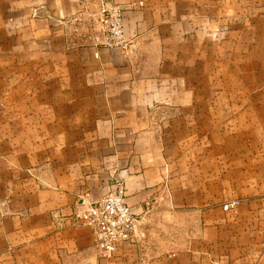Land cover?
I'll use <instances>...</instances> for the list:
<instances>
[{
    "label": "crops",
    "instance_id": "crops-1",
    "mask_svg": "<svg viewBox=\"0 0 264 264\" xmlns=\"http://www.w3.org/2000/svg\"><path fill=\"white\" fill-rule=\"evenodd\" d=\"M103 1L127 50L98 0H0V264H264V0ZM119 182L103 256L70 214Z\"/></svg>",
    "mask_w": 264,
    "mask_h": 264
},
{
    "label": "built area",
    "instance_id": "built-area-1",
    "mask_svg": "<svg viewBox=\"0 0 264 264\" xmlns=\"http://www.w3.org/2000/svg\"><path fill=\"white\" fill-rule=\"evenodd\" d=\"M98 1V33L91 36V41L103 48L127 50L130 43L125 35V6ZM129 5L142 6L143 3L136 0ZM233 206V203L225 204L223 209ZM70 217L73 226L91 229L94 246L103 256H111L119 244L130 241L137 222V217L125 202V187L121 182L98 201L74 209Z\"/></svg>",
    "mask_w": 264,
    "mask_h": 264
},
{
    "label": "rangeland",
    "instance_id": "rangeland-1",
    "mask_svg": "<svg viewBox=\"0 0 264 264\" xmlns=\"http://www.w3.org/2000/svg\"><path fill=\"white\" fill-rule=\"evenodd\" d=\"M223 153L228 154V155L225 154V156L223 154V157H222L221 163H220V165L222 166V175H220V176L222 178V184H223L222 188H223V196H224V192H225L224 190L228 188V184H229L230 177H231L230 168L233 167V165H239L241 162V159H239V158L236 159L233 157L231 158L229 155L230 152H223ZM214 162L215 161L213 158H210V159L207 158V165H211V164L213 165ZM226 203L227 204H230V203L234 204V206L232 208H229V209H233L235 207V204H236L235 201H231L230 203H229V201H227ZM225 204H223V205H225ZM223 205H222V209H223ZM223 210L226 211L225 209H223Z\"/></svg>",
    "mask_w": 264,
    "mask_h": 264
}]
</instances>
